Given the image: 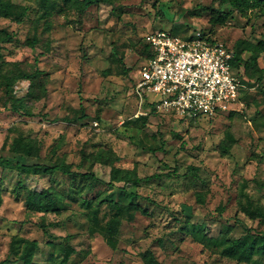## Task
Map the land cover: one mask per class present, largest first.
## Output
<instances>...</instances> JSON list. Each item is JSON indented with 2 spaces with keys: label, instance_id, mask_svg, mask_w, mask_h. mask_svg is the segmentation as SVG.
I'll list each match as a JSON object with an SVG mask.
<instances>
[{
  "label": "rangeland",
  "instance_id": "rangeland-1",
  "mask_svg": "<svg viewBox=\"0 0 264 264\" xmlns=\"http://www.w3.org/2000/svg\"><path fill=\"white\" fill-rule=\"evenodd\" d=\"M13 1L12 16L24 7L27 14L23 23L0 17V29L16 34L15 41L0 42L6 61H0V71L14 69L16 63L23 70H32L38 56L36 65L45 74L33 82L46 84L48 92L32 97V81L20 79L11 97L22 99L25 108L14 111L0 100V157L15 156L10 143L23 133L41 145L39 156L26 157V162H71L74 169L92 170L109 180L111 166L95 162L92 155L110 149L118 157L115 166L140 176L160 175L132 186L143 196L139 201L148 212L136 211L133 220L124 215L119 224L121 209L110 208L106 201H126L123 182L107 185L81 177L73 180L61 172L26 175L0 164V260L9 255L13 237H23L39 240L33 264H61L64 254L59 243L68 236L77 252L69 255L67 264H145L140 253L148 248L162 264H239L204 247L184 226L190 218L209 235H217L224 224H230L234 237L248 228L264 230L263 221L251 220L238 207L239 198H253L264 206V80L258 81L244 67L236 66L235 74L243 86L232 111L184 121L141 113L149 108L140 104L134 77L138 78L146 62L147 36L152 32L187 36L203 28L209 35L211 28L210 38L225 42L247 58L264 38V15L233 10L229 22L212 25L209 13L191 12L212 0H113L112 4H93L82 13L67 0ZM42 6L48 11L47 31L44 19L37 22ZM224 6L231 8L228 3ZM33 34L40 39L34 48L26 44ZM2 93L0 88L4 97ZM160 97L148 93L149 100ZM228 133L235 141L229 153L222 155L220 143ZM191 165L199 167L198 176L184 174ZM18 181L24 184L19 197ZM48 187L62 196L58 212L28 209L26 189ZM199 192L204 202L199 201ZM82 197L105 200L97 233L90 230L94 221ZM109 230L118 241L117 249L104 236ZM240 264H264V258L255 256Z\"/></svg>",
  "mask_w": 264,
  "mask_h": 264
},
{
  "label": "trees",
  "instance_id": "trees-1",
  "mask_svg": "<svg viewBox=\"0 0 264 264\" xmlns=\"http://www.w3.org/2000/svg\"><path fill=\"white\" fill-rule=\"evenodd\" d=\"M78 13H82L87 10L93 4L99 3H113V0H67ZM218 2V3H217ZM229 4L231 8L225 7V4ZM14 4L13 0H0V17L11 18L17 23H23L24 17L27 14V7H24L22 11L12 16L11 8ZM43 10L40 15H38V21L44 19L43 29L47 31L50 29V23L47 19L48 11L46 6H42ZM191 12H196L197 14L202 12L209 13L208 22L212 25H224L229 22L230 18L233 16V10L239 12L242 15H246L247 11H254L258 15H264V0H212L209 4H200L197 7L191 9ZM205 33H208V29L201 28ZM209 33L213 34L212 29H209ZM16 39V34L13 31H9L6 28L0 29V42H13ZM40 42L38 35L33 34L26 39V44L32 48L36 47ZM0 43V61L3 60L2 48H4ZM146 47L149 50L148 56L151 55L152 48L147 42ZM264 54V38L260 39L255 47L252 49L249 57L244 58L241 53L234 51V59L232 65L235 68L244 67L246 72L254 76L256 80H264V65L259 62L260 56ZM147 56V58H148ZM38 56L35 57L34 65L32 70H23L18 67L16 63V68L8 69L6 71H0V88H3L4 97L0 94V100L3 98L4 107H8L14 111H21L25 108L24 101L22 99H13L12 91L15 83L20 79H27L32 81L31 89L29 94L32 97L40 98L47 94L48 89L46 84L33 82L41 74H45V71L41 69L38 65ZM124 66V65H123ZM139 77V76H138ZM138 81L137 77H134V87ZM240 88V92H241ZM241 94V93H240ZM240 100V95H239ZM149 107L148 104H146ZM27 108V107H26ZM230 110L229 112H231ZM27 114H31L29 111H25ZM81 116H86L85 114ZM207 115H201L198 117H182L181 120L188 119H198ZM211 117V116H208ZM235 141L234 136L231 133L227 134V138L222 140L220 147L222 149V155L229 153L232 143ZM9 149L15 154L13 157H0V164L4 167H12L16 169L21 174L26 175H52L57 172H61L65 175L70 176L73 180L77 177L85 178L88 181H100L106 183L107 185H113L116 182H123L122 190L124 191V196H126V201L123 203L110 198L106 201L107 205L112 208L119 210L121 209V217H118V223L122 221V216H126L128 220H133L136 211H141L142 213H147V209L140 203L139 198L143 197L132 186L139 185L143 181L151 180L158 177L159 173H153L152 175L140 176L134 170L124 169L122 167L115 166V161L118 157L113 154V151L108 149H100L93 153V159L95 162H100L104 164H109L111 166L110 178L109 180L99 177L94 171H79L74 169L73 163L71 162H55L52 164L46 163L44 161L26 162L24 159L26 157H37L39 156L41 145L33 138H29L23 133H19L14 137L10 143ZM91 157V155H89ZM260 161L263 160L262 157L259 158ZM199 167L191 165L188 167L187 171L184 173L186 175L192 174L198 176ZM170 176V173H169ZM85 185V182L83 183ZM17 194L19 197L20 189L24 187L22 181L17 182ZM82 190L80 187L77 193ZM145 199L150 200L149 197ZM198 199L200 202H204V195L202 192L198 193ZM62 200L61 194L52 189V187L44 188L42 190L27 188L24 194V202L28 209L39 211V212H50L59 210V202ZM2 197L0 194V204ZM81 202L83 205L88 207V212L90 217L94 221L91 226L92 234L97 233L98 227L96 225L99 219V212L101 205L105 200H98L95 198L85 199L82 197ZM238 207L241 212H243L251 220H259L264 222V206L255 201L253 198H239ZM185 230L193 236V238L201 243L204 247L212 249L214 252L219 253L222 256L228 257L235 260L237 263H249L255 256H260L264 258V230L246 229L239 236H231L233 226L230 224H224L217 235H209L206 233L201 224L191 222L190 218L185 221ZM42 228L45 233H48V228L45 223L42 224ZM104 236L107 239V243L113 249L118 248V241L115 239L114 234L111 231H106ZM66 241H61L59 243L60 251L63 252L64 256L61 259V264H67L68 257L71 253H76L77 250L68 240V236L65 237ZM54 245L53 241H48ZM39 248V240L36 238L26 239L23 237H13L9 249V255L0 260V264H33L34 254ZM145 264H162L151 249H146L140 253Z\"/></svg>",
  "mask_w": 264,
  "mask_h": 264
},
{
  "label": "built area",
  "instance_id": "built-area-1",
  "mask_svg": "<svg viewBox=\"0 0 264 264\" xmlns=\"http://www.w3.org/2000/svg\"><path fill=\"white\" fill-rule=\"evenodd\" d=\"M209 35L197 29L187 36L164 30L147 36L152 52L134 88L140 104L149 105L141 113L194 118L232 109L243 86L232 65L234 50ZM148 93L161 97L149 100Z\"/></svg>",
  "mask_w": 264,
  "mask_h": 264
},
{
  "label": "crops",
  "instance_id": "crops-1",
  "mask_svg": "<svg viewBox=\"0 0 264 264\" xmlns=\"http://www.w3.org/2000/svg\"><path fill=\"white\" fill-rule=\"evenodd\" d=\"M264 56V55H263ZM264 65V64H263Z\"/></svg>",
  "mask_w": 264,
  "mask_h": 264
}]
</instances>
